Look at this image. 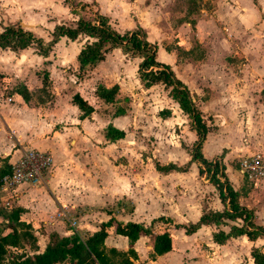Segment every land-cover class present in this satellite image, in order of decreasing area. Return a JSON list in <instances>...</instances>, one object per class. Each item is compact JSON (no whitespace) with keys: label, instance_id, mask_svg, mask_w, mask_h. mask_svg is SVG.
Instances as JSON below:
<instances>
[{"label":"crops","instance_id":"obj_1","mask_svg":"<svg viewBox=\"0 0 264 264\" xmlns=\"http://www.w3.org/2000/svg\"><path fill=\"white\" fill-rule=\"evenodd\" d=\"M233 1V4L227 2L229 9L224 11L225 7L213 6L214 15L221 17L226 11L228 15L233 12L240 17L251 16L250 22L257 23L255 32L264 37V0ZM82 3H86L88 8L93 7L97 13L104 16L116 32L131 30L138 24L145 30L146 40L154 43L155 39L150 36V30L158 29L168 0H0V31L7 24H20L35 36L47 41L54 25L74 24L78 16L71 12V7L80 11L79 4ZM137 6L142 8L141 16H148L147 24L135 13ZM211 22L215 24V21ZM258 25L261 27L258 28ZM240 27L239 24V29ZM180 28H170L171 37L179 38ZM167 39L170 40V36ZM92 40V37L85 34H79L73 40L62 36L45 56L39 54L33 44L16 51L0 48V83L5 79L19 83L26 88L30 97L31 88L41 87L40 71L45 70L48 73L49 84L46 93L40 94L35 101H24L15 89L5 91L0 84V162L14 161L26 148L46 151L51 156V166L43 176L41 184L17 188L14 206L21 208L19 219L30 225L35 237L31 253L41 252L52 232L59 236L75 233L80 239H85L98 230L100 223L113 217L123 223L133 221L144 226L151 225L152 233L166 231L170 236V250L151 256L149 236H139L129 243L125 236L107 230L103 246L121 252L131 248L135 253L134 258L129 257L133 264H231L227 257L229 254L238 256L239 247L244 248V264H252L250 247L262 244L263 239L248 240L244 235H239L228 238L222 244L212 240L213 231H227L229 225L239 224L236 220H226V224L201 225L190 234L184 233L182 227H172L173 223L194 222L202 210L207 208H199L196 197V207L192 208L194 201L188 197L185 198L186 205L183 204V196L176 191L178 189V192H182V189H179L177 183L170 185L167 182L168 176L178 171L161 173L153 166L146 178L142 179L140 175L143 171L140 167L143 166V159L149 158L138 153L135 145L152 139V142L165 143L174 136L171 131L175 128H179L181 132L179 137L186 133L193 139L194 131L189 129L187 116L168 96L167 88L160 83L149 87L142 85L138 78L137 65L133 79H128L119 65L116 70L105 67L110 63L114 65L115 56L120 65L130 58L136 59L138 64L139 57L123 54L119 47L109 49L100 61L88 66L78 76L76 55L83 44ZM254 42L245 43L244 52L248 55L253 51L254 56L251 59L258 63L260 56L256 52L258 53L257 50L261 49L262 45L257 39ZM155 44V59L168 64L175 72V56L172 50L165 49L168 43L162 46L158 42ZM174 44L181 47L179 40L174 41ZM261 62L264 63V59ZM224 73L227 72L223 71ZM174 74L187 86L194 104L200 108L201 103L195 98L197 94L190 90L186 80ZM246 76V80H249L255 75L251 73ZM97 84L105 87L113 84L118 86L114 102L106 103L94 94ZM222 87L226 88L225 85ZM227 90V96L249 94L247 89ZM75 92L92 106L93 110L89 115L80 117L81 112L71 103V96ZM222 94H225V91H222ZM122 102L124 105H121ZM257 103L254 107L260 113L258 121H264V103L259 100ZM117 106L123 107V114H113ZM164 108L170 111L167 117L158 115V111ZM151 111L155 113L151 119L155 126L150 129L146 116ZM108 124L122 130L123 137L107 141L104 138V128ZM159 137L164 138L157 141ZM260 143L264 160V137ZM230 172L228 167L224 169L231 187L238 192L239 203L252 210L254 223L264 225V168L252 179L245 178L238 171L232 178ZM148 174L151 175L153 186L155 180H159V183H155L158 192L153 190V193H158V198L167 205L163 212H154L147 204L152 186ZM139 180L144 182L143 186H136L139 185ZM212 187L215 189L213 185ZM147 193L145 202L144 195ZM214 198L220 208L211 210H221L223 205L217 193ZM58 213H63L64 217L57 216ZM189 214L192 216H187ZM160 215L168 218L171 223L152 222ZM254 243L256 245H253ZM237 256L233 264H240Z\"/></svg>","mask_w":264,"mask_h":264},{"label":"rangeland","instance_id":"obj_2","mask_svg":"<svg viewBox=\"0 0 264 264\" xmlns=\"http://www.w3.org/2000/svg\"><path fill=\"white\" fill-rule=\"evenodd\" d=\"M228 1L232 4L234 2L233 0H168L167 9L161 15L158 29L150 30V36L155 39L154 44L158 42L162 46V44L168 43L165 49L172 50L171 52H173L176 59L174 73L181 79L186 80L190 90L197 94L195 96L196 100L201 103L199 109L208 125H210L200 149L202 155L206 159L217 161L224 169L228 167L231 170L230 176L234 178L235 172H239V161L246 155H259L261 162L264 164L261 149L262 143H260L264 137V130H262L264 121H258L257 117L260 116V113L254 107V105L258 104V100L264 103V63L261 62L264 59V37L255 32L257 23L254 21L250 22L251 16L240 17L233 14V12L228 15L226 11L224 12L225 15L221 17L215 16L213 6L225 7L223 8L224 11V9H229ZM141 9V7L137 6L135 13L141 16ZM94 11L93 7H89L82 14L88 18L95 19L96 14ZM119 18L121 19L122 16ZM141 18L143 23L147 24L148 16L142 15ZM211 21H215V24ZM249 22L250 24H248ZM125 24H121V26ZM239 24L241 25L240 29ZM178 26L181 27L179 38L174 39L171 37L170 28ZM259 27L261 26L258 25ZM169 36L170 40L167 39ZM256 39L262 45V48L257 50L258 53L256 52L260 56L258 63L253 62L251 59L254 56L252 55L254 54L253 51L248 55L244 52L246 51L244 44H253ZM178 40L181 41V47H177L174 44V41ZM33 45L35 46V44ZM114 60V65L110 63V65L105 67L116 70V66L119 65V67L123 68L124 74L128 79L135 77L136 59H127L121 65L116 56ZM223 71L227 73L223 74ZM256 72L261 77L256 75ZM78 73L80 75L81 71H78ZM251 73L255 75L252 76L254 78L246 80V75ZM222 82L226 88L222 87L224 86ZM0 84H2L5 91H12L20 85L6 79L1 81ZM68 84L71 83L68 82ZM230 88L232 90L234 88L247 89L249 94H230L227 96V89ZM42 91L39 88H31L29 100H37L40 94L44 95L46 93L44 91L42 93ZM222 91H225V94H222ZM121 105H124V103L122 102ZM154 114V111H151L146 116L150 129L155 126L151 120ZM178 121L181 123L180 119ZM148 132L150 131L148 130ZM171 132H174V136L167 139L165 143L152 142L154 140L152 139L151 141L146 140L145 143L135 145L138 153L140 152L143 157L147 156L149 158V160L143 159V166L140 167L143 171V174L140 175L142 179L146 178L148 171L153 169L154 163L159 165L173 163L178 166H184L190 159V147L195 137L192 139L186 133L179 137L178 135L181 134L179 128H175ZM163 138L159 137L157 141ZM42 146L43 144L40 145V147ZM1 164L2 162H0ZM148 178L151 181L150 174H148ZM167 182L170 185L177 183L179 189H182V192H178V189L176 191L183 196L184 205H186L185 198L188 197L191 201H194L196 197L199 208H220L214 198L216 191L211 185L209 174L203 172V170L198 173V164L196 162L187 164L186 173L172 172L168 176ZM143 183L140 181L139 185L136 186H143ZM155 183H159V180H155L154 186L152 183L151 194L148 196L149 203L147 204L152 211L163 212L166 210L167 205L162 203V200L158 198L159 194L155 193L158 192V188H155ZM153 190H155L154 193ZM3 194H0V207L3 206L5 201L11 207L16 205L14 197L5 196L6 193ZM147 195L148 193L144 195L145 202H147ZM191 205L192 208L196 207V202H192ZM1 214L0 232L3 233L5 228ZM187 216L192 215L189 214ZM4 221L6 222V220ZM236 221L240 224L238 220ZM256 243L253 245H256ZM257 245L256 247H259L261 244ZM31 248L22 241L16 247H7L4 262L9 261L12 255L20 253L31 254ZM243 251L244 248L239 247L238 256L236 254L228 255L227 258L231 264L234 263L236 256L240 264L245 263Z\"/></svg>","mask_w":264,"mask_h":264},{"label":"trees","instance_id":"obj_3","mask_svg":"<svg viewBox=\"0 0 264 264\" xmlns=\"http://www.w3.org/2000/svg\"><path fill=\"white\" fill-rule=\"evenodd\" d=\"M79 10L71 7V12L78 16L74 24L54 25L49 32L47 41L35 36L29 29L23 28L20 24H7L0 31V48L16 51L30 44H35L37 52L45 56L60 37L64 36L73 40L79 34H85L92 37L93 40L83 44L76 55L78 71L82 72L88 66L100 61L105 52L113 47H119L122 53L128 56L139 57L137 74L142 85L149 87L160 83L164 88H167L168 96L177 103L181 112L187 116L189 129L193 130L195 134V140L190 147V159L186 165L178 166L173 163L159 165L154 163V169L161 173L184 172L187 164L196 162L198 173L203 170L209 174L211 184L223 205L221 210H202L194 222L173 223L172 227H182L184 233L190 234L201 225L226 224V220L235 221L239 219L241 223L229 225L227 231L221 229L213 231L211 233L212 240L217 244H222L230 237L244 235L248 240L261 238L264 241V225L254 223L252 210L239 203L238 192L231 187L224 174L223 166L217 161L207 160L202 155L200 149L210 125L202 116L201 110L194 104L187 86L175 76L168 64L155 59L156 46L146 40L145 30L136 24L133 29L118 33L109 26L106 18L97 13L96 10L94 11L95 19L84 16L82 12L87 10L86 3L79 4ZM47 75V71L43 70L39 89L44 92L49 84ZM117 90L116 84L109 87L97 84L94 88V94L104 102L111 103L114 102ZM15 92L24 101L29 99V92L23 85L16 87ZM71 103L81 112L80 117L89 115L93 110L92 106L76 92L71 96ZM123 112V107L117 106L113 114L120 115ZM158 115L167 117L170 115V111L164 108L158 111ZM122 137V130L110 124L104 128V138L107 141H114ZM7 171L8 162L3 161L0 165V177ZM0 210H2L0 213H2L1 217L5 228L3 233H0V264H59L64 261H68L69 264H133L129 257L134 258L135 253L131 248L121 252L103 246V239L107 230L125 236L129 243H132L139 236H149L152 248L151 256L161 255L170 250L171 247L170 236L166 231L152 233L151 225L144 226L133 221L123 223L110 217L105 222L100 223L98 230L89 234L85 239H80L75 233L59 236L52 232L48 235V241L41 252L12 255L9 261L4 262L7 247H16L20 241L28 244L29 247H33L35 237L30 225L19 219L21 208L13 206L9 209H3L0 207ZM153 221L171 223L168 218H164L162 215ZM249 256L252 264H264V242L259 247L252 246L249 250Z\"/></svg>","mask_w":264,"mask_h":264},{"label":"built area","instance_id":"obj_4","mask_svg":"<svg viewBox=\"0 0 264 264\" xmlns=\"http://www.w3.org/2000/svg\"><path fill=\"white\" fill-rule=\"evenodd\" d=\"M7 100L9 101V98ZM50 166L51 156L48 152L35 148L23 149L17 159L8 162V171L0 177V194L6 193L5 196L15 199L18 187L41 184L43 176L49 171ZM263 168L264 164L259 155H246L239 161V172L247 179L258 176ZM2 207L11 208L7 201L3 203ZM57 216L64 217V214L58 213Z\"/></svg>","mask_w":264,"mask_h":264}]
</instances>
